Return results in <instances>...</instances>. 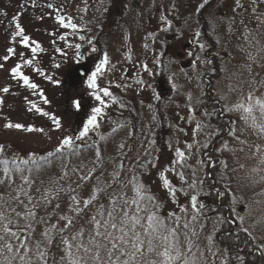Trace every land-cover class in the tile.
I'll return each mask as SVG.
<instances>
[{
    "label": "rangeland",
    "instance_id": "obj_1",
    "mask_svg": "<svg viewBox=\"0 0 264 264\" xmlns=\"http://www.w3.org/2000/svg\"><path fill=\"white\" fill-rule=\"evenodd\" d=\"M24 1L20 3L17 0H8L6 4L0 5V63L4 65L0 68V145L5 148V152L0 154L1 159L25 160L38 156L46 157L49 153L56 152V146L64 135H79L94 106L101 107L104 112V115L99 117V129L91 132L83 141H77L80 145L78 148L64 150L76 149L78 152L58 156L44 169H18L25 176L35 180L31 189L32 195L38 198L45 189H53L54 182L67 171L69 176L61 183L66 188L69 184L73 188L80 184L76 194L82 200L89 198L97 184L95 176L92 180L82 182L79 175L93 168L95 153L99 151L104 167L101 169L97 165L95 175L102 174L104 182L110 181L116 163L123 160L126 167L131 166L129 172L125 173V179L134 169L137 179L145 185L148 193L160 201V215L167 217L172 212L182 215L179 206L190 207V196L185 197L181 192L174 200L167 194L168 189L164 186L160 173L164 172L173 186L180 188L181 180L177 172L183 171L188 182L194 179L203 180L205 170L208 169L207 175L210 176L209 169L219 162L218 166L220 165L222 173L226 176L225 184L230 189L237 216L245 217L242 226L247 227L253 237L262 244L263 252L261 250L260 254H263L264 134L253 128L251 121L246 123L242 112L228 111L226 105L233 107L235 103L243 101L254 87L251 84L253 78L257 81L264 80V59H260L264 56V53L260 52L264 47V0H255V4L253 0H240L242 7L237 6L236 0H216L202 13L199 6L203 0H122L126 3L117 8L120 29L109 36H102L101 47L96 53L90 52L91 45L87 43V39L96 45L100 34L98 30L95 29L98 33L94 31L93 24L95 19L104 18L111 13L112 9L109 11L107 4L113 0H87L86 3L85 0ZM114 1L117 3L119 0ZM48 4H53L55 8H48ZM56 8H59V12ZM60 15L73 18L72 22L80 26L76 34H73L71 29L60 26L57 20ZM162 16L172 22L170 28L167 27L166 21L161 19ZM17 22L30 37L29 46L23 45L20 42L22 38L16 36ZM203 23L216 39V45L221 51L220 59L227 55V65L216 70L213 92H210L209 86L204 82L208 80L204 73L210 71L205 65V50L199 49L195 37L196 32H202ZM61 35L67 39L61 40ZM80 35L85 36L86 40L81 41ZM245 36H248V40L244 39ZM256 40L260 43L257 44ZM36 43H39L43 50L37 49L33 54L31 48L35 47ZM76 43L82 45L80 53L84 56L79 62L75 56L76 49L69 47V44ZM9 48L15 49L14 55L7 51ZM189 52H193V55H188ZM104 53L108 54L109 64L106 65V71L98 76L97 82L101 87L108 88L112 96L103 97L106 104L102 105L91 95L94 90L88 88L86 77L95 71ZM5 55L10 57L6 61L3 60ZM196 55L200 57L199 60L195 59ZM249 56L256 57L257 61L253 62ZM26 59H32L31 66L24 64ZM18 64L22 65V72L29 75L31 80L39 85V89L44 91L51 101L50 104L43 103V99L38 95L39 89L34 93L22 81L18 82L12 78L11 69ZM56 64L60 67L57 68ZM145 64L148 71L143 67ZM80 65L88 67V72L82 83L77 86L69 74ZM247 65H251V70ZM37 68L40 72L34 71ZM45 76H51L61 83L54 84ZM203 76L206 80H203ZM137 80H143L145 84H137ZM229 86L236 91H229ZM4 87H8L9 92L4 93ZM204 90L209 93L204 95ZM189 94L192 96L191 101L188 100ZM256 95H264V88L258 89ZM222 96L227 99H221ZM71 98H78L82 106L87 107L79 120L80 111L70 107ZM198 100L202 103L198 104ZM220 100L222 105L219 106V116L228 120L227 131L232 133L229 127L231 126L239 139L235 137L232 143L224 140L219 145L222 156L220 155L217 161L208 151L202 156L200 147L208 142L213 133L208 116H203V112L208 111L204 102L214 104ZM29 101L60 117L62 129H56L48 117L34 110L28 111L31 107ZM190 103L196 109L194 113L189 107ZM121 104L125 106L121 107ZM256 115L258 120L264 119L259 112ZM201 119L207 127L204 132L194 134L195 124ZM9 122L21 123L24 128H7L5 125ZM29 127L43 128L44 131L29 132ZM114 128L117 129L115 132ZM152 140L155 144H150ZM190 143L194 144L187 160L191 168L177 166L176 150H183L188 155L187 144ZM121 144L124 145L123 149L119 148ZM87 146L92 148L81 150ZM146 150L150 153L147 156L144 155ZM137 161H152L156 166L146 164L144 168H137ZM199 161H203V164ZM222 162L227 164L226 168ZM173 167H176V172L170 171ZM77 168H81L82 172L73 173L72 170ZM193 170L196 171V177L191 174ZM12 173L17 177L16 184H20L17 170ZM2 176L3 172L0 173V178ZM14 187L15 185L0 186V194L7 196ZM184 187L191 195L192 192L187 189L186 184ZM37 188L40 192L36 191ZM211 188L213 192L218 189L225 194L217 186ZM127 191L130 197L135 195L131 189ZM207 194V189L202 186L198 198L210 207ZM222 196L217 197V204H220ZM101 202L107 206V200ZM56 203L60 204L59 209L55 208ZM68 203L67 196L62 195L59 200H53L46 209L42 206L37 211L40 215L51 214V223H55L59 214L68 211ZM89 212L94 213V209L90 208ZM207 215L210 218L208 230L211 232L213 223L217 220L216 210L209 211ZM232 223L235 224V221ZM84 226L90 228L86 222ZM43 229L44 225H38L33 239H41L40 233ZM212 234L215 236V232ZM215 246L221 248L218 242ZM61 248L62 245L57 243L51 250L56 264L62 254ZM147 259L157 257L151 254ZM233 264L240 263L236 261Z\"/></svg>",
    "mask_w": 264,
    "mask_h": 264
},
{
    "label": "snow or ice",
    "instance_id": "obj_2",
    "mask_svg": "<svg viewBox=\"0 0 264 264\" xmlns=\"http://www.w3.org/2000/svg\"><path fill=\"white\" fill-rule=\"evenodd\" d=\"M86 2L87 0H85ZM208 2L209 0H203L199 7L204 8ZM253 3L255 4V0H253ZM236 4L238 7H242L240 0H236ZM47 6L48 8H55L53 4ZM56 11L59 12V8H56ZM84 11H87V7L84 8ZM161 19L166 21L167 27L172 26V22L167 17L162 16ZM257 19L260 18L257 17ZM57 20L60 26L64 29H71L73 34H76L79 30L80 26L72 22L73 18L71 17L60 15ZM15 28L17 29L16 36L22 38L20 42L25 46H29L30 37L25 34L23 27L17 22ZM229 30L231 31V28ZM200 36V32L195 33L196 43L199 49L204 51L207 46L200 42ZM60 39L66 40L67 37L61 35ZM79 39L85 41L86 37L80 35ZM244 39L248 40V36H245ZM251 42L249 41V43ZM255 42L260 43L259 40ZM87 43L91 45L90 52L96 53L97 48L93 45L92 40L87 39ZM69 47L76 49L75 56L78 58V62L84 59V56L80 53L81 44H69ZM37 49L43 50L40 48L39 43L31 48L32 53H36ZM7 51L13 55L15 54L13 48H9ZM57 51H61V49H57ZM260 52L264 53V47L260 49ZM188 55L192 56L193 52H189ZM9 58L8 55H5L3 60L6 61ZM195 59L199 60L200 57L196 55ZM249 59L253 62L257 61L256 57L249 56ZM260 59H264V56H261ZM32 63V59L24 61V64L28 66H31ZM108 64V54L104 53L103 59L96 66L95 71L86 77L88 88L94 90L91 95L102 105L106 104L103 97H110L112 93L108 88L101 87L97 79L99 75L106 71V65ZM55 66L60 67L59 64ZM3 67V63H0V68ZM143 67L145 71H148L147 64ZM246 67L251 70V65ZM21 68L22 65L18 64L11 69L12 78L17 79L18 82L22 81L27 88L32 89L35 93L39 89V85L33 82L29 75L24 74ZM34 71L40 72V69L37 68ZM45 78L57 85L61 83L51 76H45ZM136 83L145 84L143 80H137ZM251 84L254 87L247 93L245 99L235 103L233 107L226 105V109L242 112L244 121L246 123L251 121V126L256 128L259 133L264 134V119L258 120L256 115L259 112L260 116L264 117V95H256L258 89L264 88V80L257 81L253 78ZM147 86L151 87V85ZM172 86L173 88L176 87L174 83ZM2 91L7 93L9 88L4 87ZM229 91H236V89L229 86ZM38 95L43 99L45 105L51 103L42 89H39ZM221 99L226 100L227 97L222 96ZM188 100H192L191 94H189ZM0 103H2V100H0ZM29 103H31V107L28 111L34 110L36 113L48 117L56 129H62L63 125L60 117L44 111L42 107L31 101ZM69 103L71 108L77 111L82 110L83 106L78 98H71ZM197 103L202 102L198 100ZM124 106L121 104V107ZM149 107L152 106L149 105ZM189 107L192 108L193 113L196 111L191 103ZM102 115H104L103 109L94 106L79 135H64L58 142L55 151L59 153L66 148H78L80 145L76 143L77 141H83L91 132H95L100 128L99 117ZM211 115L212 113L207 110L203 112V116ZM5 126L15 129L24 128L21 123L9 122ZM121 127L124 126L121 125ZM206 127L207 125H205L203 119L199 120L195 124L194 134L204 132ZM229 127L232 134L236 136L235 130H232L231 126ZM27 130L37 133L44 131L43 128L38 127H29ZM116 130L113 129L114 132ZM236 139H239V136H236ZM243 142L241 141V143ZM150 144H155V141H150ZM169 147H171L170 143ZM193 147L194 144H187L188 155L183 150H176L178 160L175 163L177 166L191 168V165L187 164V160L191 156L190 150ZM202 147H207V145H202ZM224 147H227V145H224ZM119 148L123 149L124 145H119ZM257 151H259V148ZM4 152V146L0 145V154ZM121 154L123 155V153ZM149 154L147 150L144 153L145 156ZM49 155L51 156L53 153H49ZM95 157L93 168L89 169L87 173L79 175V180L82 182L92 180L94 176L97 181L95 191L91 192L89 198L83 200L76 194V189L81 187L80 184H77L75 188L69 184L66 188L61 183V181L68 178L69 173L67 171H64L54 182L55 187L53 189H45L37 198L31 193V189L35 184L34 179L17 170L21 183L16 184L17 177L13 175L11 169L5 167L3 176L0 178V186L15 185V187L7 196L0 194V264H56V258L51 255V250L57 243L62 245V254L59 256L58 264H230L227 257L228 246L226 245L222 249L216 247L217 237L212 234L218 232L215 224L222 223L223 217H217L216 222L213 223L212 231L209 232L208 230L210 218L207 213L215 211V209L206 206L198 198L204 184L203 180L194 179L192 182H188L185 179L184 172L180 171L177 174L181 180V187L176 188L173 186L172 181L168 179V176L161 172L164 186L168 189L167 194L174 200L181 192L185 197L190 196V207L189 205L179 206L182 215L172 212L165 217L159 214L160 201L154 195L148 193L145 185L137 179L134 169L125 179V173L129 172L130 165L126 167L123 160L116 163L110 181L104 182L102 174L95 175L97 165L101 169L104 167L99 151L95 153ZM4 163L7 165V161ZM199 163L203 164V161H199ZM222 163L226 168L227 164ZM262 163H264V160H262ZM146 164L152 167L156 166L152 161H145L144 163L137 161V168H144ZM72 171L73 173H80L82 169L77 168ZM170 171L176 172L177 169L173 167ZM191 174L196 177L195 170ZM185 184L187 189L191 190V195L185 189ZM128 189H131L135 195L130 197ZM36 191L40 192V189L37 188ZM214 191H216L217 196L224 195L218 189H214ZM62 195H66L69 200L68 211L59 214L56 222L51 223V214L47 216L40 215L37 209L42 206L46 209L47 206L53 203V200H59ZM102 200H107V206L101 202ZM55 208L59 209L60 204L56 203ZM90 208L94 209V213L89 212ZM86 216L87 220L85 221ZM237 219L239 220L237 227H241L244 224L245 217L237 216ZM85 222L90 225V228L84 226ZM38 225H44V229L40 233L41 239H33V234ZM242 231L251 235L247 227H242ZM151 254H154L157 259H147ZM235 258L243 264V257L237 255Z\"/></svg>",
    "mask_w": 264,
    "mask_h": 264
},
{
    "label": "trees",
    "instance_id": "obj_3",
    "mask_svg": "<svg viewBox=\"0 0 264 264\" xmlns=\"http://www.w3.org/2000/svg\"><path fill=\"white\" fill-rule=\"evenodd\" d=\"M8 0H0V5L6 4ZM20 3L25 2L24 0H17ZM133 0H127V2H130ZM136 0H134L135 2ZM139 1V0H138ZM31 2H33L31 0ZM216 0H209L208 4L205 5L204 8H201V12H204L207 8L212 6ZM126 2L119 0L117 3L116 1H111L107 4V8L112 9L111 13L107 14L104 18H97L95 19V23L93 24L94 31H99V37L96 40V48L97 50L101 47V39L102 36L106 37L110 34L116 33L120 29V23H119V17H118V9L119 6L121 7ZM136 4V3H135ZM96 29V30H95ZM97 32V31H96ZM98 33V32H97ZM200 42L204 43L207 47L205 49L204 59H205V65L207 66L208 70L204 73V76H207L208 80H206L203 76V80L206 85L209 86L210 92H213L212 87L214 85V82L216 80V70L222 68V66H226L227 64V55L224 57V59H220V52L218 49V46L216 45V39L213 34H210L208 32L207 26L203 23V30L201 32L200 36ZM199 47V46H198ZM207 54V55H206ZM77 88V87H75ZM209 92L204 90V95H207ZM204 105H206V108L208 109V112L212 113L211 116H208L211 125L213 127V133L210 139L207 143L204 145H207V147H200L201 155L203 156V153L205 151H208L214 159L219 161L220 155L222 156V152L220 151L219 145L224 141L228 140L230 143L235 141V137L232 133L227 131V125L228 120L223 119L219 116V106L222 105L221 100L219 103H210V102H204ZM214 107V108H213ZM237 134V133H236ZM230 146V145H229ZM215 147V149H214ZM231 147V146H230ZM92 147H85V149L81 150H87L91 149ZM80 150V151H81ZM79 151V150H78ZM76 149L63 151V152H53V155H47L46 157H33V158H27L25 160H17L15 158H11L8 160H2L0 157V173H2L5 169V167H8L12 170V172H15L18 169H25V170H38V169H44L50 166L52 162L55 161V159L58 156H62L65 154H73L78 152ZM206 164L208 162L202 158ZM7 161V165L4 163ZM219 162L209 169L210 176L207 175L208 169L205 170V175L203 178L204 184L203 187L207 189L208 191V199H210V207L214 208L216 210L217 217H223L222 223H217L216 228L218 229V232H215V236L217 237V242L220 245L221 248H224L226 245L229 248V252L227 254V257L230 261V264H233L234 262H239L241 264L240 260H237L235 257L237 255L244 258L243 264H264V253L260 254L261 250L263 252L262 244L257 241L253 237V235H249V233H245L242 231V227H237V224H239V220L237 219V213L235 211V207L232 204L231 195H230V189L225 184V178L226 176L222 173V170L220 169V165L218 166ZM207 168V167H206ZM205 168V169H206ZM217 186L221 190L225 192L224 196L220 197V204H217L218 196L216 195V192H213L211 187ZM219 203V202H218ZM228 208V210H227ZM214 212H212L213 214ZM232 221H235V224L232 223Z\"/></svg>",
    "mask_w": 264,
    "mask_h": 264
},
{
    "label": "water",
    "instance_id": "obj_4",
    "mask_svg": "<svg viewBox=\"0 0 264 264\" xmlns=\"http://www.w3.org/2000/svg\"><path fill=\"white\" fill-rule=\"evenodd\" d=\"M88 72V67H86L85 65H80L75 67L71 72H70V76L73 77L74 80V84L75 85H80L83 81V79L85 78V76L87 75ZM87 107L82 108V110H80V114L78 116V120L82 117L83 113L85 112ZM77 129V125L75 127Z\"/></svg>",
    "mask_w": 264,
    "mask_h": 264
}]
</instances>
